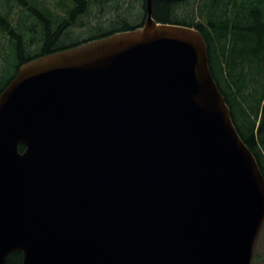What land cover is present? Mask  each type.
I'll use <instances>...</instances> for the list:
<instances>
[{"label": "water", "instance_id": "obj_1", "mask_svg": "<svg viewBox=\"0 0 264 264\" xmlns=\"http://www.w3.org/2000/svg\"><path fill=\"white\" fill-rule=\"evenodd\" d=\"M153 1L0 93V264H252L263 173L203 34Z\"/></svg>", "mask_w": 264, "mask_h": 264}, {"label": "trees", "instance_id": "obj_2", "mask_svg": "<svg viewBox=\"0 0 264 264\" xmlns=\"http://www.w3.org/2000/svg\"><path fill=\"white\" fill-rule=\"evenodd\" d=\"M103 1L0 0V36L8 37L4 45L0 43V50L3 61L13 70L11 75L0 77V93L18 68L34 58L142 25L144 19L133 23L117 17L107 27L95 26L87 38L70 37L69 28L83 25L79 19ZM114 1L119 7L121 0ZM185 4L186 0H154L153 16L158 22L194 26L203 34L213 77L264 176V0H197ZM14 6L21 12L16 19L11 18ZM24 149L25 144L19 143V150ZM23 258L21 251H14L7 264H22Z\"/></svg>", "mask_w": 264, "mask_h": 264}, {"label": "rangeland", "instance_id": "obj_3", "mask_svg": "<svg viewBox=\"0 0 264 264\" xmlns=\"http://www.w3.org/2000/svg\"><path fill=\"white\" fill-rule=\"evenodd\" d=\"M143 2L144 0H121L120 6L116 8V1L104 0L103 3H100L97 6L93 5L89 14H86L81 18L79 17V22L83 23V25L70 27L68 33L71 34L70 37L75 39H77V36H80L81 39L87 38L92 34L95 26L107 27L110 25L111 21L116 20L117 17L127 18L133 23H141L145 15ZM196 2L197 0H186L185 5H191ZM19 9V6L13 7L11 14L12 19H16L18 13H21L19 12ZM7 39L8 37H5V35L0 36L1 45H4L7 42ZM1 53L0 50V77L3 76V78H5L11 75L13 70L7 67L6 63L3 61ZM252 264H264V224L255 245Z\"/></svg>", "mask_w": 264, "mask_h": 264}]
</instances>
